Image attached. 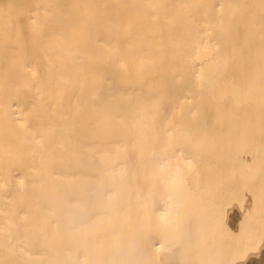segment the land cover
Returning <instances> with one entry per match:
<instances>
[{"label":"bare ground","instance_id":"bare-ground-1","mask_svg":"<svg viewBox=\"0 0 264 264\" xmlns=\"http://www.w3.org/2000/svg\"><path fill=\"white\" fill-rule=\"evenodd\" d=\"M208 202L264 203V0H0V264H203Z\"/></svg>","mask_w":264,"mask_h":264},{"label":"rangeland","instance_id":"rangeland-1","mask_svg":"<svg viewBox=\"0 0 264 264\" xmlns=\"http://www.w3.org/2000/svg\"><path fill=\"white\" fill-rule=\"evenodd\" d=\"M208 204V205H207ZM207 204H204V203H201V204H198V205H196V209H197V212H198V209H199V212L198 213H200L199 214V216H197L198 218H197V227H199V228H202V229H204V227H206L207 225L209 226L208 227V229H204V231L203 232H199V231H197L198 233V235H197V239H198V243L197 244H199V243H201L202 244V246H197L195 249H194V251H193V254H192V258H191V260L192 261H196V260H198V258H199V260H200V254L202 253L203 254V260H205L206 259V262H204L203 264H211L212 263V261H211V259L214 257L215 258V256H217L216 254H219L218 252H219V250H218V252L216 253V254H213L214 253V250L213 249H215V247H214V245H212V243H214V241L212 242L211 240H214V238H217L216 236H218L220 233H221V231H220V233L219 234H217V231H214V229L212 230V228H215V227H217V230H218V228H219V226L220 227H223V225H225L226 226V224L228 225V226H230L231 227V231H229V232H224V234L222 233V235L220 234L219 236L221 237V240L220 241H223L224 243H225V248H228L229 249V247L230 248H236L237 249V253H235L233 256H231L230 258H228L227 256H225V257H223V258H228L227 259V261H228V263L230 262H232V260L234 261V262H238V259L239 258H241L240 256H245V257H247L248 255H249V252H250V250L252 249V248H256V246L255 247H253L254 245H256V243H258V242H262V244H264L263 242H264V216L262 217H260V215L259 214H257V213H262L261 211H262V209H263V214H264V203H262V204H256V208L258 207L259 208V210H257V211H255L256 212V214L255 213H250V214H247V215H245V216H241V217H238V218H236V219H234V221H232V222H229V221H227V220H224V219H221V218H217V219H212V218H209L208 216V212L209 211H213L214 210V208L215 207H217V204L216 205H212L214 208L212 209V208H209L211 205H209V202L207 203ZM213 204V203H212ZM203 205V206H202ZM205 206H206V208H205ZM205 208V210H204V208ZM208 207V208H207ZM221 208H223L224 209V207H222V206H220ZM210 209H212V210H210ZM261 209V210H260ZM203 210V211H202ZM209 210V211H208ZM220 211V210H219ZM222 211V210H221ZM203 212V213H202ZM203 214V215H202ZM206 214H207V216H206ZM209 214H210V217H212L211 216V212H209ZM221 215V214H220ZM219 215V216H220ZM203 216V217H202ZM218 216V215H217ZM202 217V218H201ZM200 218V219H199ZM214 223L216 226H214L213 224H212V226H214V227H211L210 226V224L211 223ZM233 227V228H232ZM252 228V229H251ZM216 229V228H215ZM223 229V228H222ZM245 229V230H244ZM241 230H243V231H241ZM252 230V231H251ZM210 231V232H209ZM207 233V234H206ZM175 235H176V233H175ZM171 236H173V233H170L168 236H167V238H166V240L168 239V238H170ZM247 237L249 238L250 237V239H251V241H249L250 242V245H248V243L247 244H245V238L247 239ZM209 238H212L211 240H209ZM219 239V238H218ZM216 241V240H215ZM219 241V242H220ZM222 242V243H223ZM217 243H218V241H217ZM210 244V245H209ZM213 246V247H212ZM216 246V245H215ZM221 246H223V245H221ZM220 246V247H221ZM228 246V247H227ZM240 246H244V250H245V252H244V250H243V248L241 247L240 249H239V247ZM201 247H202V249H201ZM252 247V248H251ZM224 248V249H225ZM220 249V248H219ZM222 249V248H221ZM247 249V250H246ZM213 250V251H212ZM216 250H217V248H216ZM225 250H227V249H225ZM239 251V252H238ZM223 252V251H222ZM243 252V253H242ZM225 253H226V251H225ZM242 253V254H241ZM206 254V255H205ZM247 254V255H246ZM255 254H257V253H255ZM261 254H262V252H261ZM209 255V256H208ZM223 255V254H222ZM225 255V254H224ZM228 255V254H227ZM220 258H222V256H221V252H220V256H219ZM218 258V257H217ZM202 260V261H203ZM209 260V261H208ZM222 260V259H221ZM210 262V263H209ZM217 262V261H216ZM222 262V261H221ZM223 262H225V261H223ZM224 264V263H223ZM227 264V263H226Z\"/></svg>","mask_w":264,"mask_h":264}]
</instances>
